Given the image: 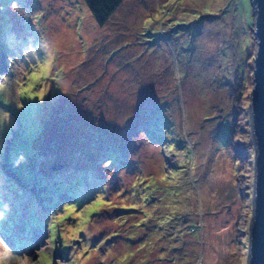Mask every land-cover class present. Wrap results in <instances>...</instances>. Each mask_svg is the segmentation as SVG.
I'll list each match as a JSON object with an SVG mask.
<instances>
[{
    "label": "rangeland",
    "instance_id": "1",
    "mask_svg": "<svg viewBox=\"0 0 264 264\" xmlns=\"http://www.w3.org/2000/svg\"><path fill=\"white\" fill-rule=\"evenodd\" d=\"M254 28L252 0H125L105 26L84 0H0V200L11 204L0 236L22 264H247ZM29 37L50 39L53 58L23 54ZM95 119L112 120L129 165L109 163L103 189L90 176L68 186L80 201L97 187L135 210L95 199L66 216L44 205L18 174L28 164L15 162L32 143L42 173L73 178L92 160ZM35 126L44 128L37 138ZM59 134L71 137L68 167L50 156ZM133 184L137 194L125 196Z\"/></svg>",
    "mask_w": 264,
    "mask_h": 264
},
{
    "label": "trees",
    "instance_id": "2",
    "mask_svg": "<svg viewBox=\"0 0 264 264\" xmlns=\"http://www.w3.org/2000/svg\"><path fill=\"white\" fill-rule=\"evenodd\" d=\"M87 7H89L90 12L93 16V18L95 19V21H97V23L100 26H105L109 20H111L112 15L118 10V8L121 6V4L125 1V0H84ZM242 107V106H241ZM40 118H38V123L36 126L38 125H42L40 123ZM97 121V124L95 125V127L97 129H95V131H98V134L100 136H102L103 138V146L104 147H100L98 145V140L100 138L99 135H95L92 139L88 140L90 143H88V146L91 148L89 149L90 154L92 155V160L87 161L85 163V168H83L80 172H76V174L74 173L73 178H75V180H73V178H64V176L62 174H60V172L56 173V172H51L48 171L47 175L46 172L43 173L42 168L40 167V164H42V156H37L36 155V151L38 149H40L39 147H33L34 145L31 143L29 146H27V148L25 149V156H26V163L28 164V166L26 168L23 167V169H19L18 174L22 177V179H24V182L27 185H30V189H36V190H41L40 191V199L45 202L44 205H53V207H56L57 209H61V210H65L68 212L69 216L73 213V208H77V203L80 202V204H82L83 202H87L90 200H97V204L100 205L101 207H103L105 204L110 205V207H112L113 209H117L119 212L121 211H131V210H135L132 209L130 207H128L129 205H123L120 206L118 204L112 205L109 204L108 200L105 199L102 194L99 193V191H96V189L98 188H102L104 187V185L107 183L106 182V169L105 167H107V165H109V163H111L112 165H110L109 169L110 171H112L114 169V166H116V168L118 167H124L125 164L129 165L125 162H123V160L126 158L127 153L125 152L126 150L124 149L125 145L122 144V142L117 141V135L114 134L113 130V122H111L112 120H106L102 121V120H98L95 119ZM233 125V123H232ZM35 126V130H31V132L35 131L34 134L37 137H39L41 135V132L44 130V128H42V130H38ZM40 128V126H39ZM41 129V128H40ZM233 129V126H232ZM233 132H237L236 130V126L233 129ZM116 133V132H115ZM33 134V133H31ZM115 136V137H114ZM57 137H59L60 139H56ZM148 136L146 135V138ZM55 139H53L50 144L52 145V150H51V158L52 159H57V158H61V163H64L66 167H68V164L66 163L69 159H66V155L65 153V142L66 140H70L71 137L69 134H67L66 136H61L60 134L58 136H56ZM68 154V153H67ZM71 152H69L68 155H70ZM72 155H75L73 158L75 161L78 162H82L81 158L79 156H77V154L73 153ZM240 157H238V159H240L239 161H244L246 158L247 160L249 159L248 157H245V155H243L242 153L238 154ZM77 156V157H76ZM65 158V159H64ZM68 158V157H67ZM78 162H75L77 164V166H80ZM107 163V164H106ZM84 165V163H82ZM70 168V166H69ZM41 169V171H40ZM70 171H72V169H70ZM74 172V170H73ZM60 174V175H59ZM89 176L91 177V179L97 182V187L96 188H89L87 189V192L89 193L90 189L93 191L92 193L89 194L90 200H82L80 201L79 198H81L82 194L79 193H75L74 189L71 188L72 187H77V188H81L85 182L87 181V179L89 178ZM13 180H16L13 178ZM65 180H67V184L65 183ZM17 181V180H16ZM77 181V184L75 183ZM63 182V183H62ZM95 182V183H96ZM68 184H70L68 186ZM116 186L118 187L121 184L115 182ZM95 185V184H93ZM133 184L132 188H130L129 190H133L134 191L131 193L129 190L123 191V194L126 195H130L132 197V195L137 194V185ZM66 187V189H65ZM46 188V189H45ZM70 189V191H69ZM64 192L65 194H72V196L75 198V200H77L76 203H70L67 206L64 205V201L62 199V195H60L61 192ZM42 192V194H41ZM39 195V194H38ZM88 195V194H87ZM83 197H86L85 195ZM104 198V199H103ZM91 203V201L89 202ZM103 205V206H102ZM184 213H188V209H186L184 211ZM114 216V215H113ZM124 215L121 214L119 215V219L123 218ZM37 222H40L39 220ZM115 233V232H114ZM145 234V232H144ZM117 234H114L112 237V235L110 236V238H116ZM142 237V234H140ZM120 240L122 241L124 239V235H119ZM108 239V237L106 238ZM106 241V240H105ZM27 239L23 241H21L20 245L23 246H27ZM112 244H115V242H113Z\"/></svg>",
    "mask_w": 264,
    "mask_h": 264
},
{
    "label": "water",
    "instance_id": "3",
    "mask_svg": "<svg viewBox=\"0 0 264 264\" xmlns=\"http://www.w3.org/2000/svg\"><path fill=\"white\" fill-rule=\"evenodd\" d=\"M255 12L256 54L250 98L251 136L255 147L252 219L247 264H264V0H252ZM63 167L57 165L56 169Z\"/></svg>",
    "mask_w": 264,
    "mask_h": 264
},
{
    "label": "clouds",
    "instance_id": "4",
    "mask_svg": "<svg viewBox=\"0 0 264 264\" xmlns=\"http://www.w3.org/2000/svg\"><path fill=\"white\" fill-rule=\"evenodd\" d=\"M12 8L13 10H18L16 2H13ZM36 48L44 52L49 59L53 58L54 45L50 39L46 37H40L39 39L29 37V44L23 49V54L26 52L31 54ZM15 102L17 103V101ZM22 103V100H20L19 103H17L18 107H20L19 105ZM26 159V156L21 155L15 163L18 166L21 162H25ZM10 211L11 204L0 200V221L5 220ZM0 264H22L21 254L14 251L2 236H0Z\"/></svg>",
    "mask_w": 264,
    "mask_h": 264
}]
</instances>
